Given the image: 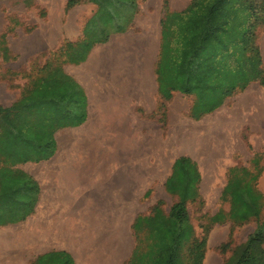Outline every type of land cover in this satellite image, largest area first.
<instances>
[{
  "label": "rangeland",
  "instance_id": "obj_1",
  "mask_svg": "<svg viewBox=\"0 0 264 264\" xmlns=\"http://www.w3.org/2000/svg\"><path fill=\"white\" fill-rule=\"evenodd\" d=\"M165 1L153 0L151 8V1L139 0L141 23L125 33L112 35L107 43L97 44L92 49L95 56L90 65L76 66L115 70L108 58L147 53L146 44V48H142L130 42L139 39L135 34L141 30L158 29L157 19L152 21L150 16L155 13L153 5L156 4L162 19L168 12L185 11L193 0H167V7ZM198 1L202 7L196 9L195 20L188 23L176 18L175 40L181 42L179 30L185 31V42L197 47L194 58H199L201 72L213 70L218 75L211 82L218 92L216 103L207 98L204 85L198 89L191 87L192 92L188 94L173 91L169 101L162 100L164 95L159 94L155 99L151 94L148 98L145 93L144 106L136 100L120 103L130 108L137 106L136 115L120 117L108 112L107 116L96 115L90 119L92 122L80 126L55 127L42 125L40 121L49 116L48 112L56 110L51 97L55 95L58 78L53 76L48 86L24 98L29 75L37 76L46 63L50 64V70L57 66L75 67L56 62L53 50L32 56L31 51L36 49L30 51L27 47L33 40L30 35L34 31L40 34V26L49 21L44 5L37 0H0V214L5 219L0 222V237L21 234L19 242L24 247V228L39 222L37 218H51L48 209L52 206L58 208L57 213L63 220L94 217L90 218L89 231L85 230L83 221L74 229L72 226L71 234L67 225L64 226L65 247L48 246L28 253L12 246L0 247V264H37V261L39 264H63L61 252H67L73 264H128L136 245L133 230L136 217L149 214L159 202L169 211L180 195L187 201L196 236L202 238L211 216L220 210L229 212L230 205L222 200V193L230 170L243 166L255 171L253 161L256 157L260 158L261 168L257 189L264 195V84L257 79L259 70H264V13L256 29L258 53L243 39L250 7L264 5V0H223L221 5L219 0ZM81 2L77 5V20L82 8L86 10V17L94 12ZM54 17L57 18L54 21L62 20L59 14ZM73 31L80 32V29ZM47 32L55 45L62 39L61 31L56 28ZM42 48L47 49L46 44ZM156 53L154 48L153 57ZM227 64L230 67L224 68ZM155 68L152 60L148 68L150 73ZM221 72L229 75L220 78ZM112 79V76H103L97 80L104 85L103 89L109 90ZM222 92L230 94L222 96ZM94 95L96 111L103 106L115 109L114 101L98 100L99 94ZM100 95L111 96L110 93ZM217 124L232 128L223 137L216 131ZM45 133L51 135V146L38 140H43ZM205 142L207 148L201 153L195 152ZM30 149L38 150L39 155L24 161L19 151ZM180 158L190 160L189 171L179 169L178 178L173 182L174 192H170L167 182ZM90 163L92 165L86 170ZM103 163L111 164L112 172L102 181ZM32 166L39 179H44L41 186L26 173ZM25 177L38 186L34 199L30 197L34 189L29 195L22 183ZM119 177L122 185L111 183ZM48 191L55 198L51 202L45 201ZM30 198L33 202L27 207ZM16 211L24 214L23 217ZM102 213L105 217L99 220ZM259 221H264V209ZM42 223L39 230L27 235L28 242L43 237L47 227L45 221ZM119 223H122V235L118 233ZM257 223L258 220L251 219L242 225L231 221L213 225L208 234L204 264H222L235 248L247 241ZM88 254L90 262L83 259Z\"/></svg>",
  "mask_w": 264,
  "mask_h": 264
},
{
  "label": "trees",
  "instance_id": "obj_2",
  "mask_svg": "<svg viewBox=\"0 0 264 264\" xmlns=\"http://www.w3.org/2000/svg\"><path fill=\"white\" fill-rule=\"evenodd\" d=\"M219 1V4L223 2V0ZM90 2L97 5V11L86 23L82 40L76 44L65 43L61 50L54 55L56 62L75 65L84 63L97 44L107 43L112 35L128 31L134 21L135 15L139 12V0H90ZM199 2L198 0H193L189 7L179 14L181 17L177 18V15L176 18L188 23L191 20H195L193 15H195L196 9L202 7V4H199ZM79 3L80 0H69L67 9ZM165 5L167 7V0L165 1ZM211 12L213 13V11ZM263 13L264 5L256 6L255 8L250 7L247 27L243 33V39L248 47L257 53L259 48L256 42V29L259 21L262 19L261 15ZM175 21V17L173 21H170V17H168V20L164 19L162 21L163 27L167 26L169 22L170 24H174L169 29L168 41L164 42L161 60L157 66V72L161 75V80L164 79L166 81V89L170 91L162 96V100L169 101L171 98L170 94L173 91L179 90L182 93L188 94L192 92L190 90L191 87L198 89L200 85H204L205 88H203L208 96L207 98L216 103L218 92L211 82L218 78V75L213 70L204 73L205 75L201 72L200 60L199 58H194L197 47L190 46L185 42L187 37L185 31L179 30L181 42L175 40V32L177 30ZM166 52L170 53L171 57L169 59L171 61L169 65L164 66L163 58ZM49 67L50 64L46 63V67L39 70L37 76L32 78L29 75V83L26 86L24 98H30L39 90L44 89L51 83L49 80L57 75L59 81H57L55 95L51 97L54 99L53 105L56 110L48 112V117L61 115L65 122L69 121L73 113L72 106L77 105V102H81V98L83 97L81 87L71 77L63 73L64 71L61 66H57L52 70ZM223 67L229 68L230 66L227 64ZM219 75H221L220 78H224L225 76L223 72ZM228 75L226 74L225 77L227 78ZM257 79L260 80L261 84H264V70H259ZM205 81H208V83L206 84ZM239 85L240 83H238ZM224 94L228 95L230 93H221L222 96ZM1 114L2 107L0 104V116ZM84 120L83 115H80L77 116L76 121L72 124L66 122L63 125L47 126H80ZM50 136L45 133L42 135L43 140H38L45 141L47 145L51 146L52 140ZM47 145L45 146L46 153L49 152ZM37 152L38 150L31 149L20 150L19 154L24 157V161H31L33 157L39 155ZM253 162L256 167L255 171L243 166H237L230 170L228 183L222 193V200L228 202L230 205L229 212L226 213L220 210L211 216L209 226L206 227L205 235L202 238L196 236V230L192 223L187 201L183 195H180V199L173 203L169 211H165L162 206L163 202H159L149 214L138 215L133 223L136 245L128 264H204L208 234L213 225L222 224L227 221H231L236 225H242L251 219L258 220L256 228L249 235L247 241L235 248L232 255L222 264H264V221H259L264 209V195L257 189V182L261 174V168L259 167L260 158L256 157ZM190 163L188 158H180L176 161L175 172L167 182V188L170 192H174L173 182L178 178L177 173L180 171L179 169L183 168L184 171L188 172ZM22 183L29 195L31 194V189H34L33 196L30 195L34 199L38 189L36 183L28 177H25ZM32 202V199L29 200V203L26 202V206H31ZM19 213L17 212L16 214ZM20 214L23 217L24 214ZM0 217V222L5 220L1 214ZM19 218L17 217V219ZM224 249H226V246ZM59 255L63 264H73L72 258L67 252H61ZM37 264H39L38 261Z\"/></svg>",
  "mask_w": 264,
  "mask_h": 264
},
{
  "label": "crops",
  "instance_id": "obj_3",
  "mask_svg": "<svg viewBox=\"0 0 264 264\" xmlns=\"http://www.w3.org/2000/svg\"><path fill=\"white\" fill-rule=\"evenodd\" d=\"M40 2L42 5L45 6L47 14H48V19L49 21L44 23V26H40L39 32L40 34H36L37 32L34 31L30 37L33 39L29 45V50L31 49H36L35 51H31L32 56H36L38 52L39 54L45 53L47 51L53 50L54 52H58L61 50L63 45L65 43H73L76 44L79 41L82 40L83 38V30L86 25V23L91 19V17L94 15V12L97 11V5L94 3H91L90 0H80L82 1L81 3L86 4L85 7L87 9L91 8L93 9L94 12L90 13L89 16L86 17V10L83 8L81 9L82 13H80V16L78 17L77 20V14H78V9L79 7L76 5L70 9H67V5L69 0H37ZM151 1V8H152V2ZM89 7V8H88ZM155 7V13L153 12L150 14L152 17V21L154 19H157L158 22V29L157 30H148L144 31L141 30L140 33L135 34L137 37L139 35L138 40H134V42H130L131 44L133 43H138L141 45L142 48H146L145 44L147 45V53H142L141 55H128L126 54L125 58L122 56H117L114 59L108 58V63L111 62L112 65L116 67L115 70H105L104 68H97V69H91V68H86V66L90 65L91 59L95 56L93 54V50L88 56L87 61H85L82 64L87 63L86 66H76L75 64H70L71 67L75 68H69L66 69L65 67L63 68V73L66 74L67 76L71 77L76 83L79 84L81 87L82 91V98L81 102H77V105L72 106V116L69 118L68 124H72L74 121H76L77 116L83 115L85 120L83 121L82 125L86 122H92L90 119L92 117H95L96 115L100 116H107L108 112L110 114H114L116 116L120 117H128L132 116L133 114H137V106H130L128 104L120 105L121 101H135L138 102L140 105L144 106V101L143 97L144 94L146 93L148 95L151 94L152 97H156L161 95H164L166 93H169L168 89H166V81L163 79L161 80V75L158 74L157 72V66L161 60V54H162V48L164 45L165 41H168V35H169V29L174 26V24H170V22L167 24V26L162 25V21L164 19L168 20V17H170V21H173L174 17L176 19L177 15L178 17H181L179 15L180 13L184 12H177V11H172L168 12L166 16H163L162 19L159 17V10L156 9V4L153 5ZM85 8V9H86ZM140 10V6H139ZM140 12V11H139ZM61 15L62 20L61 21H54L53 19H57L54 16L55 15ZM140 17H142V14L137 13L134 17V21L131 24V29L134 27V25L137 27L140 23ZM66 19V20H65ZM78 26V27H77ZM56 28L57 30L61 31L62 34V39L55 44L51 43V34L47 32L48 29ZM160 28V29H159ZM74 29H80V32L73 31ZM45 30V32H44ZM129 43V42H127ZM47 46V49L42 48V45ZM126 44V42L124 43ZM120 45V44H119ZM123 45V44H122ZM10 49V45H8ZM37 48H40L37 51ZM154 48L157 49V53L155 57H153V51ZM50 53V52H49ZM97 53V52H96ZM52 55V53L50 54ZM93 55V56H92ZM29 57V58H32ZM171 57L170 53L166 52V55L163 58V65L167 66L169 65V62L171 61L169 59ZM124 61L122 65H119L118 63L120 61ZM153 60V65H156V68L153 70V72L150 73V70L148 69L149 66H151ZM78 67V68H77ZM105 73H108L106 75ZM103 76H112L114 80H110V85L111 88L107 90L106 88L103 89L104 85H101L99 81L97 80L99 77ZM56 79L58 78L57 75H55ZM59 81V80H57ZM62 82V81H61ZM97 87L98 89H96ZM95 93H98V100H110L114 101L116 106L112 108H106V106H103V108L99 107L100 110L96 111L94 102L97 98L94 95ZM107 94L110 93L111 96H101L100 94ZM76 102V101H75ZM114 112V113H113ZM170 115V113H169ZM65 120L61 115H55L46 117L44 120L40 121V124H45V125H63L66 123ZM142 133V128L140 129ZM87 151H92L87 149ZM93 152V151H92ZM95 154H93V157L95 159ZM91 161V160H90ZM92 163L87 165V169L90 168ZM89 167V168H88ZM95 169V167H93ZM26 173L29 175L33 176L34 179L42 185L43 180L39 179V176L37 174V171L34 170L33 166L26 169ZM64 178L61 179L63 181ZM46 187V186H44ZM53 186H51V189ZM48 189L50 190V187L48 185ZM46 200L51 202V200H54L55 198L53 197V194H51L49 191L46 194ZM121 205V204H119ZM50 207V206H48ZM63 209H68L67 206H62ZM94 207H92L93 209ZM52 213L51 218H48L46 220L45 218H37L39 222L37 223H32L27 225L24 228V238L26 241V245L24 247L21 246L19 239L21 237V234H8L5 236L0 237V247H5V246H12L16 247L15 249H18L20 251L27 252L28 251H33V250H41L43 248H46L48 246H61L65 247L64 244V233H63V228L65 225H67V228L71 234L72 231V226L73 229L75 226L78 227V224L81 223V221L84 222L85 224V230L89 231V226H90V218H94L91 215L87 217H79V218H72V219H64L60 217V213H57L59 210L57 207L52 206L50 209H48ZM122 213L119 214V222L122 221ZM46 223L47 229L44 230L45 233H43V237L40 238V240H33L36 241L35 243L28 242L26 240L27 235L32 234L33 231L39 230L40 226L44 223ZM72 222H75L76 224H73ZM120 227L122 228V223L119 224ZM74 233V232H73ZM63 234V235H62ZM76 235V233H74ZM70 237V236H69ZM84 251V250H83ZM82 251V253H83ZM84 260H87L90 262L89 254L85 257H83ZM91 264V263H90Z\"/></svg>",
  "mask_w": 264,
  "mask_h": 264
},
{
  "label": "bare ground",
  "instance_id": "obj_4",
  "mask_svg": "<svg viewBox=\"0 0 264 264\" xmlns=\"http://www.w3.org/2000/svg\"><path fill=\"white\" fill-rule=\"evenodd\" d=\"M216 131H218V133H221L222 135H223V137H225L224 136V134H226L229 130H231V126H226V125H223V124H217L216 125ZM205 148H207V143L205 142V144L203 143L201 146H199L196 150H195V152L196 151H198L199 153H201L202 152V149L204 150ZM134 156H136L135 154H134ZM104 166V168H103V176H102V181L105 179V178H107V177H105L106 176V174H110L111 172H112V168H111V164L110 165H106L105 163H103L102 164V167ZM109 167V168H108ZM110 176V175H109ZM115 179V178H114ZM113 179V180H114ZM111 183H116V184H121L122 185V178L121 177H119V178H117L115 181H113V182H111ZM99 190H100V188H98ZM121 191V190H120ZM105 215V213H102L101 215H100V217H99V220H102V219H104V216ZM120 217V216H119ZM120 224V223H119ZM118 233L119 234H121V227H120V225H118ZM122 235V234H121Z\"/></svg>",
  "mask_w": 264,
  "mask_h": 264
}]
</instances>
